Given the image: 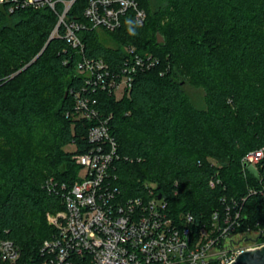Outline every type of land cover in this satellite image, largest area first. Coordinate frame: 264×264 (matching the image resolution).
I'll list each match as a JSON object with an SVG mask.
<instances>
[{
  "label": "trees",
  "instance_id": "obj_1",
  "mask_svg": "<svg viewBox=\"0 0 264 264\" xmlns=\"http://www.w3.org/2000/svg\"><path fill=\"white\" fill-rule=\"evenodd\" d=\"M54 1L56 11H0V242L19 247L20 264L41 261L54 232L47 215L64 209L62 185L78 179L76 156L89 147L95 121L75 118L76 92L95 102L96 120L109 119L119 156L112 180L123 195L152 184L174 217L191 213L197 223L222 209L220 198L245 197L247 225L264 230V195H250L261 185L242 163L264 149V0H164L157 12L149 0H134L145 21L130 11L110 32L84 17L91 0H76L67 18L87 27L80 34L87 59L117 72L132 48L153 62L120 99L86 86L63 28L53 36L64 9ZM186 82L204 88V109L193 105ZM212 178L220 180L213 189Z\"/></svg>",
  "mask_w": 264,
  "mask_h": 264
},
{
  "label": "built area",
  "instance_id": "obj_2",
  "mask_svg": "<svg viewBox=\"0 0 264 264\" xmlns=\"http://www.w3.org/2000/svg\"><path fill=\"white\" fill-rule=\"evenodd\" d=\"M60 1L64 9L53 36L63 28L68 45L81 57L78 67L86 86L122 98L132 89L139 69L153 62L132 48H127L128 57L117 72L101 59H87L80 36L87 27L67 18L76 0ZM56 4L54 0H0V11L44 7L56 11ZM130 11L140 24L145 21V11L134 0H91L84 17L93 29L110 32L122 26ZM75 100V118L95 122L88 130L89 147L76 156L78 179L71 186L62 185L64 209L47 215L54 232L44 241L38 264H233L242 253L264 248V230L247 225L245 197L230 202L220 198L222 209H215L206 223H197L191 213L174 217L166 197L161 194L159 199L152 184H145L135 197L123 195L112 180L119 156L109 119L96 120L95 102L90 104L81 92L75 93ZM242 163L245 174L261 185L250 195H264V149L247 153ZM219 183L212 178L209 186L213 189ZM0 260L20 264L21 250L11 240L1 241Z\"/></svg>",
  "mask_w": 264,
  "mask_h": 264
},
{
  "label": "rangeland",
  "instance_id": "obj_3",
  "mask_svg": "<svg viewBox=\"0 0 264 264\" xmlns=\"http://www.w3.org/2000/svg\"><path fill=\"white\" fill-rule=\"evenodd\" d=\"M151 3V9L153 12L162 11L167 6V1L164 0H149ZM101 37L103 42L109 47H116L115 42L105 33L101 32ZM184 90L189 96L190 100L192 101L193 105L197 109H204L206 107V92L204 88L201 86L196 85L195 83H188L184 84ZM67 151H74V145H69L66 148ZM85 172H81L80 177H84Z\"/></svg>",
  "mask_w": 264,
  "mask_h": 264
},
{
  "label": "water",
  "instance_id": "obj_4",
  "mask_svg": "<svg viewBox=\"0 0 264 264\" xmlns=\"http://www.w3.org/2000/svg\"><path fill=\"white\" fill-rule=\"evenodd\" d=\"M164 37L158 35V43H163ZM159 194V199L161 198ZM233 264H264V248L255 252H244L242 253L237 261Z\"/></svg>",
  "mask_w": 264,
  "mask_h": 264
}]
</instances>
